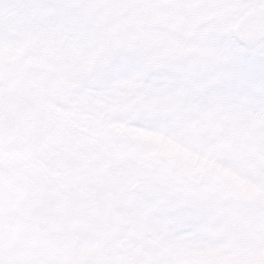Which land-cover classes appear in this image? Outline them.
Returning a JSON list of instances; mask_svg holds the SVG:
<instances>
[{"label": "snow or ice", "instance_id": "1", "mask_svg": "<svg viewBox=\"0 0 264 264\" xmlns=\"http://www.w3.org/2000/svg\"><path fill=\"white\" fill-rule=\"evenodd\" d=\"M0 264H264V0H0Z\"/></svg>", "mask_w": 264, "mask_h": 264}]
</instances>
